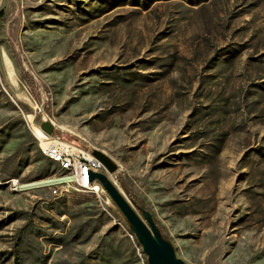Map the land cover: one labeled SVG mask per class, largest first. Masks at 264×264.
Wrapping results in <instances>:
<instances>
[{"label": "rangeland", "instance_id": "rangeland-1", "mask_svg": "<svg viewBox=\"0 0 264 264\" xmlns=\"http://www.w3.org/2000/svg\"><path fill=\"white\" fill-rule=\"evenodd\" d=\"M45 124L184 264H264V0H0V264H147L106 192L43 184Z\"/></svg>", "mask_w": 264, "mask_h": 264}, {"label": "water", "instance_id": "water-1", "mask_svg": "<svg viewBox=\"0 0 264 264\" xmlns=\"http://www.w3.org/2000/svg\"><path fill=\"white\" fill-rule=\"evenodd\" d=\"M41 129L48 135L53 133V128L48 124L42 125ZM93 155L105 165L109 173L112 172L113 167L105 156L98 153H93ZM89 179L90 181L97 180L101 184L104 191L129 223L143 253L147 257V264H184L176 257L172 245L162 237L151 217L141 211L145 217V220H143L105 175L92 173Z\"/></svg>", "mask_w": 264, "mask_h": 264}, {"label": "built area", "instance_id": "built-area-1", "mask_svg": "<svg viewBox=\"0 0 264 264\" xmlns=\"http://www.w3.org/2000/svg\"><path fill=\"white\" fill-rule=\"evenodd\" d=\"M38 130L40 132L37 135H44V143L38 144L48 153L49 157L57 158L62 163L77 168V187L90 188V190L95 191L98 198L105 194L101 184L97 180L90 181L89 178L92 173H100L110 181V173L105 165L90 152L88 147L85 148L77 143L65 141L54 133L48 135L41 128ZM37 135L33 134L36 141ZM58 187L64 189V183H57Z\"/></svg>", "mask_w": 264, "mask_h": 264}, {"label": "bare ground", "instance_id": "bare-ground-1", "mask_svg": "<svg viewBox=\"0 0 264 264\" xmlns=\"http://www.w3.org/2000/svg\"><path fill=\"white\" fill-rule=\"evenodd\" d=\"M34 130H36V129H34ZM39 132L40 131L37 130L36 135L39 134ZM37 136L40 138L39 143H44V135H37ZM39 150H40L41 155L44 158L55 163L58 166L59 171L62 172V174H63L61 179L48 181V182H45L43 184H46V185L47 184H54L55 188H57V183H64V189L75 188L76 190H80L82 192L83 191L88 192L90 194L95 195V191L90 190V188H88V187H77V181H76L77 168H75L74 166L64 164L60 160H57V158L49 157L48 153L45 152V150H43V148L40 144H39ZM37 185H39V184L21 186L20 189H29V188L36 187ZM55 188L53 189L54 194L57 192V190Z\"/></svg>", "mask_w": 264, "mask_h": 264}, {"label": "trees", "instance_id": "trees-1", "mask_svg": "<svg viewBox=\"0 0 264 264\" xmlns=\"http://www.w3.org/2000/svg\"><path fill=\"white\" fill-rule=\"evenodd\" d=\"M77 144H79V145L82 146V147L87 148V146H86L83 142H81V141H80V142L78 141ZM130 200H131L132 204L134 205V207H135L139 212H141V211L144 210V207H142L140 204H138L134 199L131 198ZM153 222H154V224L156 225V227L158 228V230L160 231L162 237L167 241V239L165 238V234L163 233L162 228L160 227V225H159L155 220H153Z\"/></svg>", "mask_w": 264, "mask_h": 264}]
</instances>
